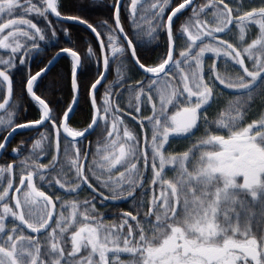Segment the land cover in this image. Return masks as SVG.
I'll return each instance as SVG.
<instances>
[{"label": "snow or ice", "instance_id": "obj_1", "mask_svg": "<svg viewBox=\"0 0 264 264\" xmlns=\"http://www.w3.org/2000/svg\"><path fill=\"white\" fill-rule=\"evenodd\" d=\"M108 8L112 23L94 26L62 13L61 0H0V160L17 129H35L40 136L31 153L14 148L15 159L0 165V264H264V114L247 120L250 102L264 97V0H153L150 16L141 0H112ZM67 22L85 26L99 40L84 57L98 69L92 79L80 77L82 57L72 46L60 47L32 72V58L44 54L41 42L59 46L58 32L72 40ZM140 30L153 39L165 36L166 51L152 63L138 56ZM62 53L71 61V104L54 114L55 106L38 92ZM118 60L142 77L128 86L135 100L129 108L151 112L132 117L139 131L122 118L110 85L97 100V85L107 84ZM25 89L38 117L20 122L17 101ZM86 92L91 123L75 130L69 113ZM100 127L108 139L97 149L101 162L89 164L78 138ZM198 132L197 144L172 154L170 138L191 140ZM45 154L47 164L40 162ZM169 166L172 179L165 172ZM93 180L104 190L101 203L130 200L136 214L123 212L109 225L95 197L79 199L85 187L96 192ZM55 185L75 198L41 190Z\"/></svg>", "mask_w": 264, "mask_h": 264}, {"label": "trees", "instance_id": "obj_2", "mask_svg": "<svg viewBox=\"0 0 264 264\" xmlns=\"http://www.w3.org/2000/svg\"><path fill=\"white\" fill-rule=\"evenodd\" d=\"M179 2H183V0H179ZM203 2V0H201ZM112 3V0H61V11L64 14L69 15H80L83 18L89 20V22L93 23L94 26L102 24L104 20H108L109 23H112V14L109 11L108 6ZM171 9H169L166 14H170ZM126 14L122 12V23L125 28V31L129 33L131 37L133 34V29L131 27L130 22L125 19ZM55 21L54 18H52ZM183 23V21H181ZM70 27H68V36L72 37V40L69 41L68 37L62 33L58 32L57 36L59 38V46L56 45H47L42 46L44 49V54L42 56H34L32 58V72L39 70L41 67L45 66L48 61L52 60L53 57L56 56V53L59 51L60 47L72 46L74 50H77L82 57L83 63V72L80 73V77L82 79H92L96 72L98 71L94 62H87L84 60V57L87 52V48L89 46L94 49H98L99 41L95 38V35L91 33L87 28L75 23H68ZM99 31H103L102 28H98ZM174 34H176L174 32ZM104 39V36L101 37ZM136 42V41H135ZM160 42H164L167 46V42L165 36L162 34L160 37ZM139 47L137 49L138 56L141 58V62L152 63L155 60V57L158 54V47H150L148 45H141L136 42ZM0 54H4L3 50H0ZM70 65L71 61L69 57H62L57 64L50 70L49 73L45 74L44 86L40 89L38 94H42L43 98L46 101H51L50 107H54V114L63 113L66 111V106L71 104V88H70ZM132 76L133 79L124 85L122 89L128 87L129 85L135 83L138 79H141L140 72L132 66ZM22 77L14 78V93L18 94V88L16 86V80H22ZM116 80L115 76V65L110 66V73L107 75V84L105 81L101 84L99 89L97 90V100L100 102V98L103 96L105 87L112 85ZM94 82V81H93ZM18 103L22 106L19 108V121L20 122H28L34 118L38 117V108L30 102V97L25 95L22 98H19ZM59 102V103H57ZM27 109L25 111L24 109ZM123 112V111H122ZM93 115V109L91 107V96L87 94V92L79 97V106L74 113V115L69 120L70 127H73L75 130H84L88 128V125L91 123ZM44 129L39 128V132H42ZM37 130H28L23 131L17 134L15 139H18L17 145L19 146L22 143H25V146H22L24 151V155L33 147L35 140L38 139L34 137ZM26 139H32L27 141ZM26 140V141H25ZM4 160L7 161L6 158ZM4 160L0 161V165L4 163ZM97 191L102 192V190L93 185ZM47 193V192H46ZM82 193H86L89 197H94L92 194L88 192L86 188ZM80 193V194H82ZM48 194V193H47ZM107 195L106 193H104ZM96 198V197H95ZM97 199V198H96ZM116 203H106V207L110 208V214L112 217H116L121 215L123 212L130 211L129 203L117 204ZM109 218V217H108Z\"/></svg>", "mask_w": 264, "mask_h": 264}, {"label": "rangeland", "instance_id": "obj_3", "mask_svg": "<svg viewBox=\"0 0 264 264\" xmlns=\"http://www.w3.org/2000/svg\"><path fill=\"white\" fill-rule=\"evenodd\" d=\"M141 2L145 4L146 11H145L144 14L146 16H150V11L147 10V9H148V6L153 2V0H141ZM138 11H139V9H138ZM166 15H168V14H166ZM31 18L33 19L34 22L38 23V26H43V23H44L43 21H37V19L35 17H31ZM49 18L53 21L51 16ZM144 28L145 29L147 28L146 24L144 25ZM255 32H256V29L254 28L253 32L250 33V36L254 35ZM161 35L159 36L158 39H153V37L147 35L145 31L140 30V34L136 36V42H138L141 45H148L150 47H158L159 45H161L159 47L160 49L158 51V54L155 57V60H157L158 58H160L164 54V52L166 51V48H167V46H166V44L164 42L163 43L160 42ZM182 43H183L182 41H179V40L177 41V44H182ZM236 43H239V41L236 40ZM41 46H45V42H41ZM0 55H4V54H0ZM177 56H178V51H175L174 57H177ZM210 56H211V54H209V57ZM206 61H207V63H211V60L208 57H206ZM216 63H217V70L221 71V73H222V71H223L222 70V61H217ZM246 63H249V62L246 61ZM117 68L120 69L119 73L117 72ZM132 75H133L132 74V64L128 63L126 60H118L117 63L115 64L116 80H115V82L112 85H110L111 86L110 87V91L113 92L114 94H117L115 96V100L120 103V107H121V109L123 111V112H121L122 118L126 122H128L130 125H136V128L134 129V131H139V125L137 124L136 121L132 120V117L133 116H137L139 118L141 114H143L145 116L151 115V112L148 109H143L142 108V113H135L134 111H132L131 108H129L128 105H129V101L130 100H131V102L133 104L135 103V100L133 98V93L128 91V87H126L124 89H122V87L124 85H126L125 81H127V83H128L129 81H131L133 79ZM129 86L136 87V84L133 83V84H131ZM220 87L222 88V86H220ZM228 99H229V97H225V100H228ZM258 114H264V97H261L259 95L255 96L253 98V100L250 102L249 106H248V115H247L248 122H251L254 118H256L258 116ZM3 115H5V114H3ZM209 118L211 119V116ZM145 124L147 125V121L146 120H145ZM149 135H150V133H149ZM201 135H202V132H198L196 134V136L193 137L191 140H188L187 138H184V139H181V140L173 141V139H170V146H171V149H172V154H177V153H180V152L188 150L189 148L192 147L193 144H197L198 143L199 137ZM96 137H97L96 138L97 140L95 141V145H94V148H93V151H92V157H91L90 161L88 162L89 164L93 160H96L97 162H101L100 157L96 155L97 149L98 148L102 149L104 143L108 139L107 133H106V131H105V129L103 127H100V128H98L96 130ZM61 139L63 141V137ZM141 139H143L142 136H141ZM44 147H45V149L48 148L47 142H45ZM63 147H64V144L62 143L61 144V150H63ZM142 147H143V145H142ZM166 147H168V146H166ZM32 148L25 154V156L28 155L29 153H31ZM147 150L149 152L151 151L150 145L147 146ZM48 161H49V156L48 155L45 154V155H42L40 157V162L47 164ZM140 166L141 165H138V167H140ZM165 172L168 174V178L169 179L173 178L172 177V173L170 171V166L165 169ZM18 178L19 177H18V174H17L16 180L14 182V186H16V184L18 183ZM92 183H93L94 186H96V187L100 188L102 191H104L101 188V186L98 185L94 180L92 181ZM38 186H39V182H38ZM41 190H45L49 195H53V196L60 195L62 197V199H73V198H75L74 195L73 196H67L65 194L64 190L59 189L58 185H55L54 188L51 189V190H49L48 188H42ZM105 193L108 194L107 192H105ZM137 195H139V189L137 190ZM157 195H159L158 186H157ZM86 198L87 199H91L93 197H89L86 193H82V194L79 195V199L81 201L86 199ZM96 198H95L94 202L97 203L98 208L103 212L104 217L106 219V222L109 225H111L113 222H118V221L115 220V217H112V215L110 214V210H112V209L106 207V202L101 203V200L98 199V198L96 199ZM148 198L149 199L151 198V193H149V197ZM56 203H57V211H59L60 202L56 201ZM128 203H129V206H130L129 207L130 211H133V215H135L136 213L134 211V206L131 204L130 201H128ZM129 223L135 225V221L129 220ZM121 259L127 261V260H129V256L123 255L121 257Z\"/></svg>", "mask_w": 264, "mask_h": 264}, {"label": "flooded vegetation", "instance_id": "obj_4", "mask_svg": "<svg viewBox=\"0 0 264 264\" xmlns=\"http://www.w3.org/2000/svg\"><path fill=\"white\" fill-rule=\"evenodd\" d=\"M44 130L42 131L45 132V128L42 127ZM34 130V129H33ZM97 130V129H96ZM96 130L85 140V139H81L80 141L84 142V145L85 147L87 148L88 152H89V161L92 157V151H93V148H94V145H95V141L97 140L96 138ZM17 135H14L12 137L9 138V144L6 145L7 147V156L5 157L7 159V162L8 163H11L14 159H15V156L13 155L12 153V149L14 148H20L22 151H23V148H21L22 146H25V143H22L20 144L19 146L17 145L18 143V139H15ZM38 136V139L40 138V136L38 135V133L36 132L34 137H37ZM172 139V138H170ZM27 141H30L32 139H26ZM25 140V141H26ZM22 158V157H21ZM1 161V160H0ZM88 161V162H89ZM113 202V201H112ZM112 204V203H110ZM114 204V202H113ZM34 235V234H33Z\"/></svg>", "mask_w": 264, "mask_h": 264}, {"label": "water", "instance_id": "obj_5", "mask_svg": "<svg viewBox=\"0 0 264 264\" xmlns=\"http://www.w3.org/2000/svg\"><path fill=\"white\" fill-rule=\"evenodd\" d=\"M183 11V10H182ZM178 15H180V14H178ZM52 18H54L55 20H56V18H55V16H51ZM176 18H174V20H175ZM67 23H75V24H78V23H76V22H67ZM80 25V24H79ZM81 26H83V25H81ZM85 27V26H84ZM86 28V27H85ZM89 30V29H88ZM90 31V30H89ZM99 41V40H98ZM174 54H175V51H174ZM68 57L67 56V54H64V53H62L61 54V58L62 57ZM61 58H59V59H57L54 63H53V65H52V67H51V69L57 64V62L61 59ZM50 69V70H51ZM107 75L108 74H106V77H107ZM104 81H101V84L103 83ZM101 84L100 85H97V90L99 89V87L101 86ZM78 106H79V98H78V104L77 105H74L73 107H74V112L73 113H69V117H70V119H71V117L74 115V113L76 112V110H77V108H78ZM4 113H2V112H0V116L1 115H3ZM43 126H41L40 128H42ZM28 130H33V129H31V128H29V129H17V131L15 132V133H13V135L12 136H14V135H17L18 133H20V132H23V131H28ZM96 130V129H95ZM95 130H93V131H91V134L95 131ZM90 132H85V137L86 138H88L90 135ZM85 137H80V138H78L79 140H81V139H85ZM70 139V138H69ZM89 153V152H88ZM88 161H89V156H88ZM87 189V188H86ZM88 191H89V193H91V194H93L95 197H97L98 199H100L101 201H103V196H101L100 195V192L99 191H97L96 190V192H93L91 189H87ZM128 201H130V200H122V201H119L117 204H124V203H127ZM106 203H113L112 201H107ZM115 203V202H114Z\"/></svg>", "mask_w": 264, "mask_h": 264}]
</instances>
